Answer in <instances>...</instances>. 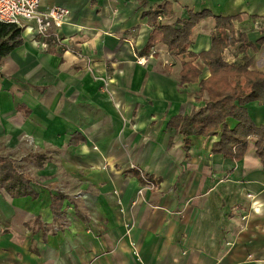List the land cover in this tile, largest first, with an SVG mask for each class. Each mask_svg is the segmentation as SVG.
Returning <instances> with one entry per match:
<instances>
[{"label":"crops","instance_id":"0c3cea01","mask_svg":"<svg viewBox=\"0 0 264 264\" xmlns=\"http://www.w3.org/2000/svg\"><path fill=\"white\" fill-rule=\"evenodd\" d=\"M165 4V26L188 11L236 17L234 35L251 46L228 47L223 59L247 58L264 74V0H42L69 11L61 44L44 47L22 22L20 45L0 64V144L29 148L22 168L35 170L17 171L25 195L0 187V264H264L255 138L232 160L211 152L219 133L185 145L171 124L205 107L199 82L210 72L198 55L210 49L215 19L193 27V57L161 42L147 49V13ZM184 62L197 81L180 83ZM244 107L264 126V105ZM142 175L154 187L139 196Z\"/></svg>","mask_w":264,"mask_h":264},{"label":"trees","instance_id":"16d2710c","mask_svg":"<svg viewBox=\"0 0 264 264\" xmlns=\"http://www.w3.org/2000/svg\"><path fill=\"white\" fill-rule=\"evenodd\" d=\"M171 15L170 5L165 4L161 10L147 13L152 31L147 41V49L161 42L169 50L178 54L194 55L187 51L193 27L208 17L215 19L211 33V46L198 56L207 64L209 76L199 82V92H206L208 99L205 107L189 115L175 117L171 124H176L183 136V143H189L190 135L212 136L219 133V139L211 146L212 153L239 160L247 150L250 137L255 138V153L264 164V126H255L244 107L256 101L264 105V74L250 70L249 59L244 58L241 65L226 63L223 52L228 47H235L242 53L250 43L242 34L234 35L233 20L236 17L213 16L209 10L188 11L187 17L178 21L177 26H165L160 23L163 17ZM21 30L13 24L0 23V64L1 59L21 43ZM200 71L190 62L182 63L180 83H191L198 80ZM236 121L229 128L226 119ZM0 187L15 190V195L26 194L25 179L18 174L15 164L6 157H0Z\"/></svg>","mask_w":264,"mask_h":264},{"label":"built area","instance_id":"2783aa9c","mask_svg":"<svg viewBox=\"0 0 264 264\" xmlns=\"http://www.w3.org/2000/svg\"><path fill=\"white\" fill-rule=\"evenodd\" d=\"M68 14V9L62 6L44 7L42 0H0V23L16 26H21L22 22L32 23V29L44 47L52 39L58 46L61 44L57 30L64 24ZM138 62L141 63V59ZM141 178L143 186L138 191L139 196L145 189L154 187L153 181L145 175Z\"/></svg>","mask_w":264,"mask_h":264},{"label":"rangeland","instance_id":"374dc122","mask_svg":"<svg viewBox=\"0 0 264 264\" xmlns=\"http://www.w3.org/2000/svg\"><path fill=\"white\" fill-rule=\"evenodd\" d=\"M28 150L29 148L27 149L23 146L22 147H7V146L4 147V146H1L0 144V157H3V156L10 157L15 162L16 170L18 172L21 169H24L25 171H31V173H34L35 170L31 167L22 168V165L27 164L26 156L24 157V154L26 155L28 153L27 152Z\"/></svg>","mask_w":264,"mask_h":264}]
</instances>
